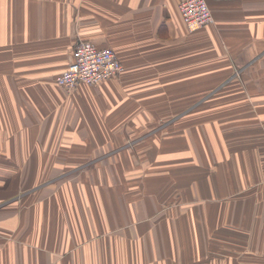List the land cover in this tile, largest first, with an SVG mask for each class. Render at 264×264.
<instances>
[{
    "label": "crops",
    "instance_id": "0c3cea01",
    "mask_svg": "<svg viewBox=\"0 0 264 264\" xmlns=\"http://www.w3.org/2000/svg\"><path fill=\"white\" fill-rule=\"evenodd\" d=\"M181 1L0 0V264H264V0Z\"/></svg>",
    "mask_w": 264,
    "mask_h": 264
},
{
    "label": "built area",
    "instance_id": "2783aa9c",
    "mask_svg": "<svg viewBox=\"0 0 264 264\" xmlns=\"http://www.w3.org/2000/svg\"><path fill=\"white\" fill-rule=\"evenodd\" d=\"M179 11L190 32L213 22L206 0H182ZM122 70L123 65L112 48H98L91 41L80 40L72 49L70 62L55 76V82L70 90L79 84H99Z\"/></svg>",
    "mask_w": 264,
    "mask_h": 264
}]
</instances>
